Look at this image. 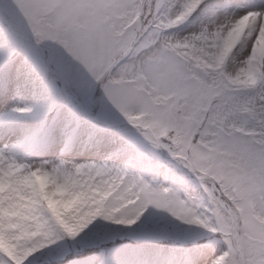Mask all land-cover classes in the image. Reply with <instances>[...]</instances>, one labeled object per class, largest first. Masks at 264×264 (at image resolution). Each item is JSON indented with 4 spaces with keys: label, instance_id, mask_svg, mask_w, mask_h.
Masks as SVG:
<instances>
[{
    "label": "snow or ice",
    "instance_id": "1",
    "mask_svg": "<svg viewBox=\"0 0 264 264\" xmlns=\"http://www.w3.org/2000/svg\"><path fill=\"white\" fill-rule=\"evenodd\" d=\"M0 264H264V0H0Z\"/></svg>",
    "mask_w": 264,
    "mask_h": 264
},
{
    "label": "rangeland",
    "instance_id": "2",
    "mask_svg": "<svg viewBox=\"0 0 264 264\" xmlns=\"http://www.w3.org/2000/svg\"><path fill=\"white\" fill-rule=\"evenodd\" d=\"M165 183H166V186H167V182H165ZM187 190L189 191L190 194H194V193L192 192V189H191V188H188Z\"/></svg>",
    "mask_w": 264,
    "mask_h": 264
}]
</instances>
